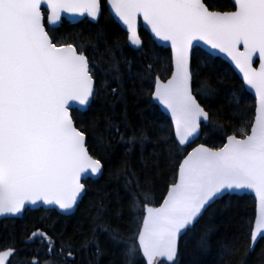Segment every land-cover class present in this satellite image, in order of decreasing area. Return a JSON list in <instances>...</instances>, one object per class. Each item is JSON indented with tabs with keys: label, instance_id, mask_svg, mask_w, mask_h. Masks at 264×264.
Instances as JSON below:
<instances>
[{
	"label": "snow or ice",
	"instance_id": "6c2138e0",
	"mask_svg": "<svg viewBox=\"0 0 264 264\" xmlns=\"http://www.w3.org/2000/svg\"><path fill=\"white\" fill-rule=\"evenodd\" d=\"M107 4L136 50L143 48L141 18L154 39L171 48L169 78L155 75L150 97L170 114V127L155 131L173 180L158 206L150 203L147 191L133 196L134 235L126 238L99 221L98 227L124 245V264H181V239L195 233L212 205L226 194L250 192L257 204L254 244L264 233V0H228L226 7L217 0ZM62 14L98 22L101 0H0V218H20L41 207L72 212L86 191V177L103 174L102 161L90 151L87 129L95 130L97 121L89 113L98 99L109 95V88L111 96L122 98L123 79H138L142 86L153 80L151 63L133 71L131 62L122 66L116 58V46L106 47L108 75L116 83L111 87L83 46L54 35ZM100 41L105 37L98 33ZM201 42L208 47L199 53L205 60L220 53L239 70L241 92L245 85L254 91V111L239 99L229 101L227 117L219 108L206 110L216 90L206 80L197 83L201 73L194 56ZM98 78L105 82L102 88ZM225 119L236 123L238 134L227 135L219 148L196 143L208 125L223 128L220 121ZM108 128L120 134L114 123ZM148 139L141 128L127 142L143 146ZM92 231L94 240L96 229ZM208 231L200 236L198 248L207 249ZM22 243L24 248L12 244L0 249V264H76L71 245L57 247L46 230L26 233ZM33 244L43 256L27 255L25 248ZM88 246L84 241L82 247ZM95 249L99 256L98 243Z\"/></svg>",
	"mask_w": 264,
	"mask_h": 264
},
{
	"label": "trees",
	"instance_id": "16d2710c",
	"mask_svg": "<svg viewBox=\"0 0 264 264\" xmlns=\"http://www.w3.org/2000/svg\"><path fill=\"white\" fill-rule=\"evenodd\" d=\"M217 2L225 7L228 4V0ZM101 4L102 14L98 22L83 19L71 24L62 21L54 35L78 47L83 46L86 55L95 57L111 87H116V83L108 75L106 47L116 46V58L122 66L125 60L131 62L133 71L151 63L153 80L145 81L142 86L138 79H123V97L111 96L109 88V95L98 99L89 113V118L97 121L95 130L87 129L90 151L102 161L104 168L97 179L86 180V191L74 213L64 216L51 210L41 215L42 209H37L28 211L18 219L0 220V246L15 244L24 248L22 241L26 233L44 228L58 246L71 245L76 264H124V245L113 242L109 233L99 228L96 222L110 226L126 238L134 235L136 229L133 221L136 217L130 203L133 196L147 191L150 203L158 205L173 180V169L163 155L165 150L157 142L159 134L155 131L162 126L169 128L170 122L150 97L155 75L162 78L164 74H169V50L156 46L142 29L139 35L143 48H130L126 32L109 14L105 0H101ZM98 33L104 35L105 41L97 42ZM199 53L204 52L198 49L194 56V66H198L201 73L197 83L206 80L216 90V95L209 97L206 110L214 113L219 108L227 117L230 115L229 101L239 99L246 109L254 111L253 98L247 92H241L242 84L231 68L219 58L213 57L212 61H207ZM104 83L97 79L98 87L102 88ZM109 123L117 125L120 134L110 131ZM220 123H223V128L208 125L196 143L219 148L227 135L237 132L234 121L225 119ZM141 128L149 139L143 146L139 143L129 145L128 138L138 134ZM121 135L124 136L123 140ZM254 214L255 203L251 196L227 195L218 200L204 215L195 233L181 239V264H264V238L258 240L252 251L249 250ZM94 228L96 235L93 240ZM206 229L209 230L208 247L200 249L197 244ZM86 240L89 241L88 248L82 247ZM97 243L101 249L99 256L95 249ZM32 247L25 248L28 256L32 255ZM68 250L66 247L65 252Z\"/></svg>",
	"mask_w": 264,
	"mask_h": 264
},
{
	"label": "water",
	"instance_id": "95a60500",
	"mask_svg": "<svg viewBox=\"0 0 264 264\" xmlns=\"http://www.w3.org/2000/svg\"><path fill=\"white\" fill-rule=\"evenodd\" d=\"M106 6H107V9H108L110 15L112 16L113 20L116 22V24H117V25H118L123 31L126 32L124 26H123L122 24H120V23L114 18V14L111 12L110 6L107 4V0H106ZM84 18L87 19V20H88L89 22H91V23H95V22H97V21H92L90 18H87V17H79V16H71V15H69V14H62V20L66 21V22H68V23H71V24L77 23V22L81 21V20L84 19ZM60 23H61V22H60ZM60 23H59V24H60ZM59 24L56 25L55 27H58ZM50 27H51V26H50ZM140 28L143 29L145 32L148 33V35L150 36L151 40L155 43L156 46L161 47V48H164V49H168L169 52H170V57H171V48H170V46L164 44L163 42H160V41L155 40L154 37H153L152 34H151L150 29H149L146 25L143 24L142 18L138 21V34H139V30H140ZM126 34H127V32H126ZM127 45H128L130 48L136 50L133 46H131V45L129 44L128 39H127ZM198 49H200L201 51H203V52H205V53L208 52V47H207L206 45H203L202 42L198 45ZM241 50H242V49H241ZM213 57H214V58H219L220 60H222L223 62H225V63L231 68V70L234 72V74L236 75V77L238 78V80L241 82V84H243L242 74L239 72V70L235 67V65H234V64H233V63H232L227 57H225L223 54H220V53H216V54H214ZM254 60L256 61V62L254 63V67H257V68H258V67H259L258 57H254ZM168 78H169V77H168ZM168 78H167V79H168ZM167 79H166V80H167ZM166 80H165V81H166ZM243 87H244L245 92H247V93H248L250 96H252L253 99H254V91H252V90H250V89H247V86H246V85L243 86ZM151 100H152V99H151ZM152 102L158 107V109L160 110V112H161L164 116H166V118L169 120V122H171L170 114L167 113V111L163 108V106L159 105L158 102H156V101H153V100H152ZM254 104H255V99H254ZM225 142H226V139H225L224 143H225ZM194 146H195V145H194ZM190 150H191V149L189 148V151H190ZM98 177H99V176H89V177H86V180H88V179H90V180H95V179H97ZM165 195H166V193H165ZM226 195H227V194H226ZM226 195H225V196H226ZM233 195H236V194H233ZM242 195H249V196H251V197L254 199V202H255V214H254V221H253V226H252V230H253V229H254V225H255L256 207H257L256 199H255L254 193H250V192H242V193L238 194L237 196H242ZM83 196H84V193H83V194L81 195V197L79 198L78 203L81 201V199H82ZM161 202H162V200H161ZM77 205H78V204H77ZM158 205H159V204H158ZM158 205H157V206H158ZM76 207H77V206H75L74 209H73V211L70 212V213H61L59 209H53V210H55L57 213L62 214V215H69V214H72V213L75 211ZM41 208H43V207H41ZM37 209H38V208H37ZM43 209H44V208H43ZM31 210H35V209H31ZM1 219H6V218H0V220H1ZM13 219H15V218H13ZM252 230H251V232H252ZM260 238H264V233L260 234V236L257 238V240L255 241V243L253 244V242L251 241V234H250V242H249V250H250V251H252V250L254 249L256 243L258 242V240H259Z\"/></svg>",
	"mask_w": 264,
	"mask_h": 264
},
{
	"label": "flooded vegetation",
	"instance_id": "af4514ba",
	"mask_svg": "<svg viewBox=\"0 0 264 264\" xmlns=\"http://www.w3.org/2000/svg\"><path fill=\"white\" fill-rule=\"evenodd\" d=\"M168 76H169V74L166 73V74L163 75V77H162L161 79H162V80H166V79L168 78ZM41 211H42L41 215H43V213L46 212L45 209H42ZM53 211H54V210H53ZM55 212H56V211H55ZM56 213H57V212H56ZM58 214H59V213H58ZM60 215H61V214H60ZM70 215H71V214H70ZM64 216H67V215H64ZM2 220H3V219H2ZM39 229H43V230H45L44 228H39ZM47 232H48V234L50 235V233H49L48 230H47ZM29 234H30V233H29ZM32 246H33V247H32V254H34V253H39L41 256L44 255L43 250H42L41 248H39L38 245L33 244ZM5 247H7V246H0V249H3V248H5ZM57 247H59V246L57 245Z\"/></svg>",
	"mask_w": 264,
	"mask_h": 264
}]
</instances>
